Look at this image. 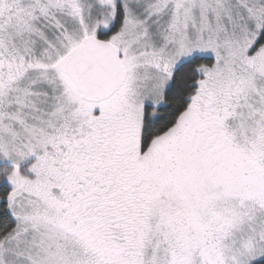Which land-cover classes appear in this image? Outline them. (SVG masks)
Segmentation results:
<instances>
[{
	"label": "snow or ice",
	"instance_id": "6c2138e0",
	"mask_svg": "<svg viewBox=\"0 0 264 264\" xmlns=\"http://www.w3.org/2000/svg\"><path fill=\"white\" fill-rule=\"evenodd\" d=\"M0 160V264H264V0H0Z\"/></svg>",
	"mask_w": 264,
	"mask_h": 264
},
{
	"label": "rangeland",
	"instance_id": "374dc122",
	"mask_svg": "<svg viewBox=\"0 0 264 264\" xmlns=\"http://www.w3.org/2000/svg\"><path fill=\"white\" fill-rule=\"evenodd\" d=\"M28 163H30V161H28V160H26L25 162L22 163V165H21L22 170L27 167ZM8 166L9 165H8V162L6 160H0V170H2L5 167H8ZM2 187H4L5 190L7 191L9 188V185H7V183H5L4 181H0V188H2ZM0 205L1 206L3 205V207H4V201L0 200Z\"/></svg>",
	"mask_w": 264,
	"mask_h": 264
},
{
	"label": "trees",
	"instance_id": "16d2710c",
	"mask_svg": "<svg viewBox=\"0 0 264 264\" xmlns=\"http://www.w3.org/2000/svg\"><path fill=\"white\" fill-rule=\"evenodd\" d=\"M2 192H6L5 188L2 187L0 188V193ZM6 214V210L4 209L3 205H0V219H2V217Z\"/></svg>",
	"mask_w": 264,
	"mask_h": 264
}]
</instances>
